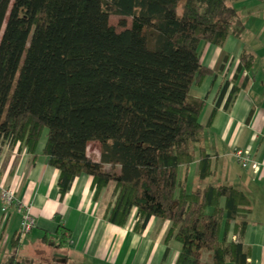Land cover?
<instances>
[{
	"label": "trees",
	"instance_id": "obj_1",
	"mask_svg": "<svg viewBox=\"0 0 264 264\" xmlns=\"http://www.w3.org/2000/svg\"><path fill=\"white\" fill-rule=\"evenodd\" d=\"M232 1L0 0V140L34 157L43 142L48 165L59 171L60 198L81 174L92 177L95 198L114 183L105 212L113 225L124 226L133 208L136 231L152 217L169 221L166 241L180 245L174 264H250L245 220L227 240L231 223L250 211L247 196L231 185H202L210 175L203 148L201 186L189 192L178 179L227 89L200 124L204 101L189 92L212 71L199 48L241 36ZM111 15L130 18L129 28L121 20L116 32ZM251 61L243 53L238 71ZM245 82L231 88L224 109ZM90 142L100 144L97 163L86 154ZM4 264H20L17 254Z\"/></svg>",
	"mask_w": 264,
	"mask_h": 264
},
{
	"label": "crops",
	"instance_id": "obj_2",
	"mask_svg": "<svg viewBox=\"0 0 264 264\" xmlns=\"http://www.w3.org/2000/svg\"><path fill=\"white\" fill-rule=\"evenodd\" d=\"M231 6L243 24L241 36H228L221 46L202 44L199 48L201 64L212 71L189 92L204 101L200 124L208 123L222 88L227 85V89L199 142L193 145V162L179 167L178 179L185 180V186L192 181V192L201 186L198 149L203 148L210 158V175L202 185H231L250 201L245 217L231 223L227 240H236L235 225L245 220L241 241L249 252L248 262L264 264V0H235ZM243 53L251 55V65L238 71ZM244 81L245 87L238 89L224 109L231 88L240 87ZM43 144L39 143L34 157L18 145L0 142V187L13 188L36 220L35 228L19 237L18 215L14 210L5 212L0 203V245H4L0 247V260L21 252L34 263L39 260L37 252L42 244L55 254V264H174L180 245L173 239L166 241L169 221L152 217L142 231H136L134 208L122 227L107 221L105 212L115 199L114 183L95 198L92 177L81 174L60 198L59 171L48 165L42 154ZM89 148L96 154L91 160L99 162L100 144L88 143L87 156ZM233 149L250 151L262 165L260 170L253 173L241 168ZM62 230L69 233L68 242L61 243ZM17 237L14 248L12 242Z\"/></svg>",
	"mask_w": 264,
	"mask_h": 264
},
{
	"label": "built area",
	"instance_id": "obj_3",
	"mask_svg": "<svg viewBox=\"0 0 264 264\" xmlns=\"http://www.w3.org/2000/svg\"><path fill=\"white\" fill-rule=\"evenodd\" d=\"M0 142H4L6 146L10 145L9 140H0ZM233 156L241 168L253 173H257L262 166L254 160L248 150L233 149ZM0 203L5 212L14 210L18 215L21 235H28L35 228L36 220L30 211V207L17 198L13 188L0 187Z\"/></svg>",
	"mask_w": 264,
	"mask_h": 264
},
{
	"label": "rangeland",
	"instance_id": "obj_4",
	"mask_svg": "<svg viewBox=\"0 0 264 264\" xmlns=\"http://www.w3.org/2000/svg\"><path fill=\"white\" fill-rule=\"evenodd\" d=\"M121 20H125L126 28H129L130 23H131V19L130 18L116 16V15H111L109 17V24L114 27L116 32H121L124 29V28L119 26V22ZM45 133L46 132H44L43 135H42V140H44V138H45ZM88 152H89L90 158H92L93 156H96V154H95V152H94V150L92 148H89ZM192 185H193L192 181H188V183L186 184L187 191H189V192L192 191ZM22 237H24V236H22ZM0 247L4 248V245H0ZM8 247H10V245ZM39 248H40V252H37V253H39L38 254L39 255L38 259L39 260H37L36 262L33 263V262H31L30 258H27V254L25 255L24 253L20 252L18 254V256H19L18 260H19V262H21L20 264H39L41 262V260L45 261V264H55V263H57L56 262L57 259L54 258L55 254H52L51 251H49L47 246L40 244ZM10 256L11 255H9L8 258ZM4 257L5 256H3V258L0 260V264H3V263H5L7 261L8 258H4ZM207 260H209V254L208 253H204L202 261L204 262V261H207Z\"/></svg>",
	"mask_w": 264,
	"mask_h": 264
}]
</instances>
